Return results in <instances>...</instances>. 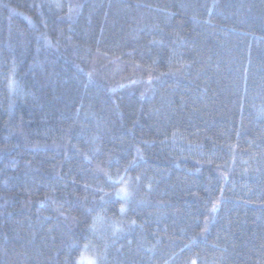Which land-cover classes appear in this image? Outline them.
I'll return each instance as SVG.
<instances>
[{
  "label": "trees",
  "instance_id": "trees-1",
  "mask_svg": "<svg viewBox=\"0 0 264 264\" xmlns=\"http://www.w3.org/2000/svg\"><path fill=\"white\" fill-rule=\"evenodd\" d=\"M0 264H264V0H0Z\"/></svg>",
  "mask_w": 264,
  "mask_h": 264
},
{
  "label": "rangeland",
  "instance_id": "rangeland-1",
  "mask_svg": "<svg viewBox=\"0 0 264 264\" xmlns=\"http://www.w3.org/2000/svg\"><path fill=\"white\" fill-rule=\"evenodd\" d=\"M99 58H100V56L99 55H97Z\"/></svg>",
  "mask_w": 264,
  "mask_h": 264
}]
</instances>
